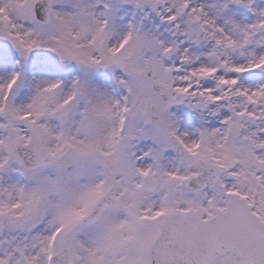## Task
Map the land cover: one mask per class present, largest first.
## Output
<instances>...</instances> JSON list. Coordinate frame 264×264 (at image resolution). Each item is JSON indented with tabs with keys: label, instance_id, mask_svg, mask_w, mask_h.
I'll return each instance as SVG.
<instances>
[{
	"label": "snow or ice",
	"instance_id": "6c2138e0",
	"mask_svg": "<svg viewBox=\"0 0 264 264\" xmlns=\"http://www.w3.org/2000/svg\"><path fill=\"white\" fill-rule=\"evenodd\" d=\"M0 264H264V0H0Z\"/></svg>",
	"mask_w": 264,
	"mask_h": 264
}]
</instances>
